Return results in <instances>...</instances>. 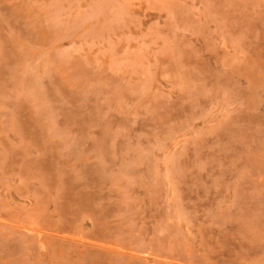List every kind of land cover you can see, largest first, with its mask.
<instances>
[{
	"label": "rangeland",
	"instance_id": "1",
	"mask_svg": "<svg viewBox=\"0 0 264 264\" xmlns=\"http://www.w3.org/2000/svg\"><path fill=\"white\" fill-rule=\"evenodd\" d=\"M0 264H264V0H0Z\"/></svg>",
	"mask_w": 264,
	"mask_h": 264
}]
</instances>
